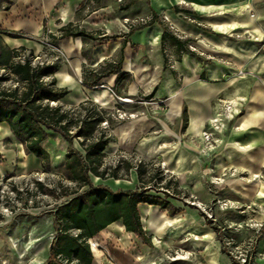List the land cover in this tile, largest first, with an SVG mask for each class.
Wrapping results in <instances>:
<instances>
[{
  "label": "crops",
  "instance_id": "1",
  "mask_svg": "<svg viewBox=\"0 0 264 264\" xmlns=\"http://www.w3.org/2000/svg\"><path fill=\"white\" fill-rule=\"evenodd\" d=\"M95 1L99 0H0V43L7 51L23 48L37 52L47 50L50 45L58 48L62 56L54 73L56 85L69 90L58 101L63 106H75L89 99L86 94L91 91L82 85L83 77L89 71L97 75L104 73L105 64L118 59H121L120 72L127 74L121 80L140 81V87L145 89L147 81H156L152 92L166 97V118L175 124L177 132L160 131L157 135L144 136L146 131H159L163 126L149 124L141 131L131 130L132 122L118 123L114 126L112 143L126 150H137L144 156L159 154L170 160V168L178 176L180 185L188 186L202 197H208L202 180L207 173L220 174L233 168L238 175L247 177L229 179L222 188L228 196L233 194L243 201L241 215L235 214L236 221H245L249 204L262 209L254 216L262 222L261 231H255L254 235L256 254H261L264 252V0H133L123 5L122 10H116L115 0L96 5ZM148 14L155 15L151 24L134 30L127 31V22L121 20ZM162 15L185 38L178 39L184 43L181 48L174 44L169 33L162 39ZM67 25L89 37L62 35L61 29ZM92 30L100 33L92 35ZM244 34L247 37L241 39ZM190 43L207 56L199 57L186 49ZM166 44L176 57L172 69L166 67L162 56ZM148 47L154 49V60L147 59ZM98 83L103 85L98 86L103 88V99L112 90L110 86L118 83L116 74L109 73ZM221 101L235 103L236 113L220 134L222 143L210 153L213 160L208 162L207 157L197 154L202 142L200 134L220 108ZM0 127L10 132L7 124L0 123ZM110 143L111 139L105 149ZM169 144L175 146H165ZM156 208L164 210L155 205L138 204L142 225L146 223L150 232L155 223L164 221L163 217L156 219L152 215ZM182 212L180 209L170 216ZM143 229L146 233L144 225ZM110 230L134 234L126 231L120 221L109 224L93 237L100 249L95 246L91 249L92 264L104 262ZM254 262L264 264V259L258 257Z\"/></svg>",
  "mask_w": 264,
  "mask_h": 264
},
{
  "label": "rangeland",
  "instance_id": "2",
  "mask_svg": "<svg viewBox=\"0 0 264 264\" xmlns=\"http://www.w3.org/2000/svg\"><path fill=\"white\" fill-rule=\"evenodd\" d=\"M105 1H95V5ZM115 2L118 4L116 10H122L123 5L133 3V0ZM181 5L185 7V4ZM147 16H150L151 20L146 24L131 22L138 17H144L142 15L121 20L127 22L124 24L129 31L150 25L153 18L149 14ZM161 20L166 32L173 35L167 21L163 18ZM99 33L100 31H91L92 35ZM244 37H247V34L241 39ZM40 41L47 42L42 38ZM186 49L199 57L207 56L198 47L192 50L186 45ZM57 53L47 46V50L41 49L37 52L20 50L19 54L27 55L32 64H39L51 61L54 56L60 55ZM162 56L166 67L172 69L176 57L167 44L162 49ZM117 57L118 54L115 59ZM155 58L154 49L148 47L147 59ZM58 59L54 60V63H57ZM5 72L7 69L0 66V73ZM127 79H120L114 87L110 86L112 90L103 99H101L103 88L100 87L89 89L91 92L86 94L89 98L87 100H90L89 95H92V99L98 103L90 101L105 111L107 119L100 127L108 134L109 140L111 139V143L104 151L100 168L105 170L106 178L101 179L92 175L91 180L94 184L103 183L113 189H135L151 185L154 189L150 190V193L167 197L172 203L181 206L179 209H183V212L170 216L166 211L156 208L152 215L156 219L163 217L164 221L154 224L155 233L146 228V223L143 224L147 229L150 244L124 230L116 232L110 230L112 236L110 235V240H107L105 258L101 264H135L141 261L151 262L150 264H242L245 257H252L254 261L258 257L264 259V252L256 254L257 242L254 237L255 231L262 227V222L257 221L254 216L262 209L249 204L244 213L245 221H236L235 214L241 215L243 201L233 194L228 196L225 194L226 190L222 188L229 179L247 177L238 175L233 168H227L220 174L213 171L207 173L202 180L208 197H202L199 193L190 191L188 186L180 185L178 176L170 168V160L159 154L144 156L137 150H126L112 143L115 139L114 126L118 123L132 122L131 130L141 131L149 124L163 126L159 131H146L144 136L157 135L156 133L160 131L168 134L177 132L174 131L175 124L166 118V97L152 92L153 83L156 81L153 82L152 79L147 81L145 89L140 87V81ZM3 85L21 87V83L13 75H9V80ZM51 104L55 105L56 102ZM220 108L213 117L220 112ZM230 121L225 122L221 133L225 131ZM208 126L204 130H208ZM221 133L215 134L214 139L217 141L212 142L213 148L206 154L203 153L206 143L201 136L202 142L197 154L207 157L206 160L212 162L210 153H214L221 145ZM175 136L179 137L177 134ZM165 146L171 148L175 145ZM43 147L49 155L47 162L27 154L23 144L14 138L11 131L9 132L6 127H0V264H45L47 247L55 233L52 211L78 187L64 177L65 153L70 148L82 151L77 140H73L70 146L59 135L51 133L43 142ZM173 152L174 150L172 154ZM139 163H142L144 168L141 180L137 179L135 172V167ZM113 171L117 178L110 176ZM161 176L164 178L159 180ZM219 236L222 242L218 240ZM91 240L96 241L93 238ZM96 242L98 246L95 249H100L99 242Z\"/></svg>",
  "mask_w": 264,
  "mask_h": 264
},
{
  "label": "trees",
  "instance_id": "3",
  "mask_svg": "<svg viewBox=\"0 0 264 264\" xmlns=\"http://www.w3.org/2000/svg\"><path fill=\"white\" fill-rule=\"evenodd\" d=\"M61 30L62 35L66 36L89 37L71 25ZM5 34L17 36L15 33ZM165 35L169 34L164 29L162 39ZM169 36L177 47H182L184 43L176 36ZM20 50L23 48L7 51L0 43V66L7 69V72L0 73V123L8 125L27 154L44 162L48 161L49 155L43 142L51 133L59 135L70 146L76 139L82 149L70 148L65 153L64 177L78 187L52 211L55 233L45 264H92L93 254L88 240L115 221H120L126 231L150 244L143 229L138 204L158 206L170 215L180 209L174 207L167 197L150 193L154 189L151 185L135 189H113L103 183L94 184L92 175L101 179L107 175L104 169H100L104 149L109 141L108 134L100 127L107 119L105 111L90 100L70 107L59 104L58 101L69 90L56 85L54 73L58 70V64L32 66L28 56L23 61L17 59ZM120 66L121 59L106 63L104 73L97 75L89 71L81 83L88 89L98 88L99 79L109 73H115L116 81H119L127 75L120 72ZM9 75L15 76L21 87H5L3 84L9 80ZM55 102V105L51 104ZM135 172L137 179L141 180L144 173L142 163L135 167ZM110 176L117 178L115 171ZM163 178L161 176L159 180ZM218 240L223 241L220 236ZM244 264L255 262L252 257H246Z\"/></svg>",
  "mask_w": 264,
  "mask_h": 264
},
{
  "label": "built area",
  "instance_id": "4",
  "mask_svg": "<svg viewBox=\"0 0 264 264\" xmlns=\"http://www.w3.org/2000/svg\"><path fill=\"white\" fill-rule=\"evenodd\" d=\"M250 16H253V13L250 14ZM162 18L167 21L168 28L169 30L172 32V34L174 36H176L178 39H182L181 35L178 34L175 26L173 25V23L168 19V17L166 15H162ZM151 20L150 16H144V17H138L136 19H134L133 21H131L133 24H146ZM188 20H190V18H188ZM51 49L55 52H58L57 54H60L62 56V53L60 52V50L54 46H51ZM188 48L195 50L196 47L193 45L188 44ZM60 55H56L53 57V59L51 61H45V62H39V64H32V66L35 65H47V64H52L54 63V60L58 59ZM27 55L22 54L21 56L17 57V59H19L20 61H23V59L26 57ZM238 74H243L242 71H238ZM101 87H103V85H99ZM222 105L220 108V112L217 113V115L213 118H210L208 124V130H204L201 132V136L203 141L206 143L204 146V151L203 153L206 154V152L210 151L213 148V143H215L217 141V139H214L215 134H219L221 133L223 127L225 126V122H228L230 120H232L234 118V114L236 113V106L235 103L231 102V101H221ZM206 150V151H205ZM228 203V202H227ZM227 203H225V205H227ZM258 231V229L256 230V232ZM88 243L90 245V248H94L98 246L96 241H92L91 239L88 240ZM94 243V245H93ZM246 260V257L242 259V264H244Z\"/></svg>",
  "mask_w": 264,
  "mask_h": 264
}]
</instances>
